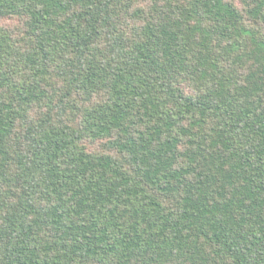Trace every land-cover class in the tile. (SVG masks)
Masks as SVG:
<instances>
[{
  "label": "trees",
  "instance_id": "obj_1",
  "mask_svg": "<svg viewBox=\"0 0 264 264\" xmlns=\"http://www.w3.org/2000/svg\"><path fill=\"white\" fill-rule=\"evenodd\" d=\"M5 19L0 264H264V0Z\"/></svg>",
  "mask_w": 264,
  "mask_h": 264
},
{
  "label": "rangeland",
  "instance_id": "obj_2",
  "mask_svg": "<svg viewBox=\"0 0 264 264\" xmlns=\"http://www.w3.org/2000/svg\"><path fill=\"white\" fill-rule=\"evenodd\" d=\"M11 22H13V20H11V19H5V20L0 21V23H1L0 25H7V24H9Z\"/></svg>",
  "mask_w": 264,
  "mask_h": 264
}]
</instances>
